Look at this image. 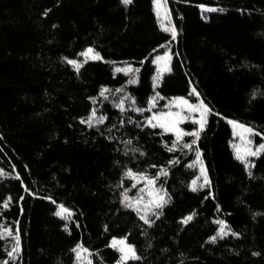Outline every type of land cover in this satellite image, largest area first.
Masks as SVG:
<instances>
[{"label": "trees", "instance_id": "obj_1", "mask_svg": "<svg viewBox=\"0 0 264 264\" xmlns=\"http://www.w3.org/2000/svg\"><path fill=\"white\" fill-rule=\"evenodd\" d=\"M167 1L175 39L155 0H0V264H81L74 249L118 264L110 245L125 238L139 257L126 264H264V152L238 160L231 126L264 143V0ZM89 48L101 59L81 61ZM168 51L157 81L154 60ZM175 98L212 110L191 149L188 136L169 151L175 136L146 123ZM93 111L103 123L89 126ZM197 152L209 184L192 191ZM129 169L167 171L155 182L168 203L151 226L125 206Z\"/></svg>", "mask_w": 264, "mask_h": 264}, {"label": "snow or ice", "instance_id": "obj_2", "mask_svg": "<svg viewBox=\"0 0 264 264\" xmlns=\"http://www.w3.org/2000/svg\"><path fill=\"white\" fill-rule=\"evenodd\" d=\"M132 2V0H123L124 4H130ZM156 9H157V15L160 16L163 10V19L167 20L169 19V14L166 8V2L162 3L161 0H156ZM214 10V9H212ZM164 31H168L171 33L172 39L176 38V30L175 27H167L164 26L163 27ZM93 54V49L89 48L87 50L86 53H83L82 55L85 56V62H87L88 58H92V59H100L101 57H99V54ZM170 60V57L168 55L165 56H161L157 58V63H159L161 65L160 67V72L164 73L166 71H170V68L168 66V61ZM68 63L72 64L73 67L79 71V68L82 66L81 64L77 63L76 61L73 60H69ZM117 71H124L127 73H131L133 71L132 68H125V69H117ZM159 79V77H158ZM130 82H135V81H130ZM108 89H103L100 92V96L101 97H105V94L108 92ZM193 94L194 95H199L198 93H196L195 89H193ZM176 107H180V106H186L188 111L192 112V113H199V118L198 119H194L193 122L199 125V129L196 131H192V132H185L183 130H180L179 128L176 127V125L186 119V117H184L181 112H176L173 113L172 111L167 112L166 114H159V115H153L150 119H148L146 121L147 126L151 127V128H161L164 131H174V134L176 136V140L173 142L172 146L168 149L169 151H174L176 150L177 147V143H179V141L182 139L183 136L185 135H190L192 137H194L195 139H193V141L191 143H183L182 147L183 148H187V149H191L193 147V145L196 143V141L199 139V132L201 130H203V127L206 123V116L209 112H211L212 110L209 109L201 100L197 105H192L189 104L188 100L186 99H179L177 101L174 102ZM155 104V101H153V106ZM119 107L123 110L124 108V104L123 102L120 103ZM92 117L95 119L96 117V113L95 111L92 112ZM104 117H101L97 123H103L104 121ZM162 121H168L169 123H164ZM83 122V121H82ZM89 126H92V121L89 120L88 121ZM233 123V126L239 130H242L243 133H252L253 130L251 128H247L237 122H231ZM238 135H240V132L237 133ZM128 144H131L132 141L128 140L127 141ZM246 145H251V140H247L246 141ZM264 151V144L259 145V148L256 151H253L251 149V147H244L243 149L240 146L236 147V158L238 160H240L241 162H245L246 161V157L248 156H258L260 154V152ZM143 154V153H141ZM200 157V153L197 152V162L201 163V176L203 177V184L200 185V187H203L206 184H209L208 178H207V174H206V170L203 168L202 162L199 160ZM175 161H173L174 163ZM0 175H2V173H0ZM159 175H167V171L164 169H161L160 172L158 173ZM125 176L127 178H130L134 181L132 187H136L138 183L140 182H144L147 186H148V195L151 197V199H149L147 201V203L144 204L143 209L139 206L143 203V199H136L135 201H130L129 197L127 195L124 196V201H125V206L128 208L133 209L134 211L137 212V214L139 215V218L147 225L151 226V221L148 218V212H151L153 209H159L162 208L165 204L168 203V200L166 199V193H161L159 190L154 188L155 185V179H158V176L156 178H148L147 176H138L137 174L133 173V171L131 169H129L126 173ZM199 177L196 180L192 181V185H191V189L192 191H196L197 190V185L199 182ZM141 192L145 191L144 188L140 189ZM11 202V197L6 198V200L3 202L2 207L3 208H8L9 204ZM55 215H57L58 217H61L62 219H69L72 215V213L69 211V209L65 208L63 205L59 206V210L55 213ZM192 217L189 216L185 219L184 223H187L189 220H191ZM218 223L221 225L220 230H219V235L222 237L224 235H227L228 233L225 231L226 225H224L223 221H218ZM2 235V234H0ZM7 235L13 237V239L16 241L15 245L11 248L10 251L7 252V255L11 258H16L17 254L20 252V237L18 232L13 235V232L11 229L7 230ZM213 240H215L216 238L213 237ZM111 247L115 248L117 251H119L121 253V257H120V261L121 264H126V262L129 259H139L138 256H136L135 254V249L133 246H130L127 244L126 242V238L125 239H114L111 242ZM82 248V246H81ZM73 251L76 252L77 254V258L78 259H83V255L82 252H86V249H83L82 251L74 249ZM256 253H254L255 255ZM4 264H7V261H4ZM87 264H91V261H88Z\"/></svg>", "mask_w": 264, "mask_h": 264}, {"label": "rangeland", "instance_id": "obj_3", "mask_svg": "<svg viewBox=\"0 0 264 264\" xmlns=\"http://www.w3.org/2000/svg\"><path fill=\"white\" fill-rule=\"evenodd\" d=\"M161 2L162 3H165L166 2V8H167V11H168V14H169V19H167V20H165V19H163V10H162V13H161V15L160 16H158L157 15V9H156V0H155V11H156V15H157V18H158V20H159V23H160V25H161V27H162V29H163V27L164 26H167V27H172V26H174V24H173V21H172V17H171V13H170V9H169V5H168V1L167 0H161ZM176 30V29H175ZM166 32H168V31H166ZM170 33V32H169ZM176 33H177V31H176ZM87 51H85L84 53H86ZM95 53L93 52V54L92 55H94ZM165 55H168L169 57H170V60L168 61V66H169V68H170V70H171V61H172V55H171V52L170 51H168L166 54H164V55H161V56H165ZM161 56H159V57H161ZM100 57V56H99ZM158 58V57H157ZM157 58H155V60H154V62H155V64L158 66V76H157V81L158 80H160L165 74H167V73H169L170 71H166V72H164V73H161L160 72V67H161V65L159 64V63H157ZM101 59V58H100ZM100 59H92V58H88L87 59V61L88 60H94V61H97V60H100ZM82 60H85V56L84 55H82L81 56V61ZM81 61H78L77 63H81ZM125 68H129V67H118L117 69H125ZM130 68H132V67H130ZM117 72H120V71H117ZM122 72H124V71H122ZM127 73V72H126ZM158 77H159V79H158ZM179 99H184V98H175V99H173L172 101H170L169 102V105H168V107L164 110V111H155V106L153 107V110H152V115H151V117L153 116V115H159V114H166L167 112H169V111H172L173 113H176V112H181V114L184 116V117H186V119H184V120H182V121H180L177 125H176V127L177 128H179L180 130H183V131H185V132H188L184 127L187 125V124H192V125H195L196 126V128H197V130L199 129V125L198 124H196V123H194L193 122V120L194 119H198L199 118V113H192V112H190V111H188V109H187V107L186 106H180L179 108L178 107H176V105H175V101H177V100H179ZM187 100V99H186ZM201 101V99H199V100H197V102L196 103H192L191 101H189L188 100V102H189V104H192V105H197L199 102ZM204 103V102H203ZM153 104V103H152ZM205 104V103H204ZM206 105V104H205ZM209 116H210V112L207 114V116H206V123H205V125H204V127H203V129L205 128V126H206V124H207V122H208V119H209ZM150 117V118H151ZM99 120V118L97 117V115H96V117H95V119L92 117L91 118V121H92V123H97V121ZM162 122H164V123H169L168 121H162ZM231 126H232V128H233V132H234V137H235V141H234V143H233V145H234V149H235V152H236V147L237 146H240L242 149L244 148V147H251V149L253 150V151H256L258 148H259V145H261V144H257V143H255V140H254V135H255V132H254V130H253V132L252 133H243L242 132V130H239V129H237V128H235L234 126H233V123H231ZM246 127V126H245ZM247 128H249V127H247ZM163 130V129H162ZM201 131H203V130H201ZM200 131V132H201ZM165 132H167V133H170V134H173L174 136H175V134H174V131H172V130H170V131H165ZM200 132H199V134H200ZM238 132H240V135H238L237 133ZM192 137V136H190V135H185V136H183L182 137V139L179 141V144H182L183 142H184V140H185V138H187V137ZM175 138H176V136H175ZM247 140H251V145H246V141ZM262 144H264V143H262ZM264 151H262V152H260V154H262ZM259 154V155H260ZM258 155V156H259ZM254 157H257V156H248V157H246V161L244 162L247 166H250V159L251 158H254ZM200 160V159H199ZM201 161V160H200ZM202 162V161H201ZM202 165H203V168L205 169V165L202 163ZM198 166H199V168L201 169V163H198ZM138 176H140V175H138ZM132 180V179H131ZM133 181V180H132ZM133 183H134V181H133ZM203 184V177L201 176V179H199V182H198V185H197V188H199L200 187V185H202ZM141 188H144L145 189V191H143V192H141L140 191V189ZM154 188L155 189H157V190H159L161 193H164L163 191H161L160 189H159V187L157 186V184H156V182H155V185H154ZM127 196L129 197V200L130 201H135L136 199H140V198H142L143 199V203L141 204V205H139L142 209H143V207H144V204L145 203H147V201L149 200V199H151V197L148 195V186L144 183V182H140V183H138L137 184V186L136 187H134V189H133V191L132 192H130L129 194H127ZM167 199V198H166ZM160 209V208H159ZM159 209H153L151 212H148V218H149V220L151 219V217L157 212V210H159ZM118 240V239H117ZM113 248V247H112ZM115 249V248H114ZM78 250H80V251H82L83 249H78ZM136 254V253H135ZM82 255H83V259H79V262L81 263V264H84V263H87L88 261H90L91 260V254L88 252V251H86V252H82ZM129 260H131V259H129ZM128 260V261H129ZM127 261V262H128ZM118 264H121V261L118 263Z\"/></svg>", "mask_w": 264, "mask_h": 264}]
</instances>
